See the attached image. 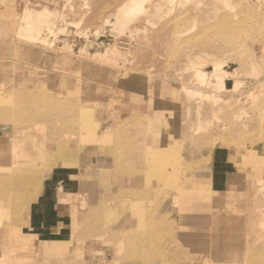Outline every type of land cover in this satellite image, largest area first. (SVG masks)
<instances>
[{
    "label": "rangeland",
    "instance_id": "obj_1",
    "mask_svg": "<svg viewBox=\"0 0 264 264\" xmlns=\"http://www.w3.org/2000/svg\"><path fill=\"white\" fill-rule=\"evenodd\" d=\"M138 1L0 0V256L264 264V0ZM219 161L231 180L215 194ZM28 168L10 201L3 182ZM71 171L66 237L37 242L30 208Z\"/></svg>",
    "mask_w": 264,
    "mask_h": 264
},
{
    "label": "crops",
    "instance_id": "obj_2",
    "mask_svg": "<svg viewBox=\"0 0 264 264\" xmlns=\"http://www.w3.org/2000/svg\"><path fill=\"white\" fill-rule=\"evenodd\" d=\"M219 163H221L219 168L213 167L209 176L210 178L213 176L212 179L221 180L220 182L213 181L214 189L211 188L213 193L225 191L227 182L231 180L230 169L224 163L220 161ZM71 173L61 175L58 172L50 175L45 180L41 197L30 208V214L27 218L28 227L30 230H34L37 242H63L64 240L57 239L66 237L69 220L66 211H64L66 201L72 196L75 197L80 191V183L76 184L74 171ZM78 187L79 190H76Z\"/></svg>",
    "mask_w": 264,
    "mask_h": 264
},
{
    "label": "bare ground",
    "instance_id": "obj_3",
    "mask_svg": "<svg viewBox=\"0 0 264 264\" xmlns=\"http://www.w3.org/2000/svg\"><path fill=\"white\" fill-rule=\"evenodd\" d=\"M129 2L130 3H133L134 5H131L130 7H129V9H128V11H136L137 10V6H136V3L137 2H139L138 0H129ZM210 2L212 3V4H217L218 5V2H221V0H210ZM210 2H208V3H210ZM220 25H222V24H220ZM115 56V55H114ZM113 56V57H114ZM189 58V57H188ZM188 58H187V60H188ZM255 72V71H254ZM253 73V72H252ZM199 76H201L203 79H204V74L203 73H199L198 74ZM256 75H260V74H257L256 73ZM217 77V76H216ZM205 81V80H204ZM203 81V82H204ZM260 83H262V81H258V84H260ZM223 84V83H222ZM28 89V88H27ZM206 91V90H205ZM208 91V90H207ZM230 91V90H229ZM209 92V91H208ZM214 93V92H213ZM216 93V92H215ZM210 98H212V99H215L216 98V96L215 95H212ZM38 99H39V97H38ZM41 99H43V97L41 98ZM47 100V98L45 99V101ZM9 107V106H8ZM7 110V109H6ZM198 110H199V108H198ZM256 110L258 111V113H259V120H258V122L259 123H262L261 125H260V128H256L257 130H259V131H261V132H264V102H261V103H259V104H257L256 105ZM40 122V121H39ZM38 122V123H39ZM30 123H32V122H30ZM34 123H36V122H34ZM79 128V127H78ZM30 131V130H29ZM97 136V135H96ZM100 136V135H99ZM74 137V135L72 136V138ZM92 137V136H91ZM93 137H95V135L93 136ZM67 138V137H66ZM97 138H98V136H97ZM107 138V137H106ZM91 139V138H90ZM94 139H96V138H94ZM101 139V138H100ZM55 140H57V141H60L61 142V137H56V139ZM96 141V140H95ZM90 143H91V141H89ZM92 142H94V141H92ZM89 143V144H90ZM67 144V143H66ZM87 144V143H86ZM93 144V143H92ZM98 144H99V142H98ZM62 145V144H61ZM70 145V144H69ZM100 145H102V144H100ZM46 146V145H45ZM60 146V145H59ZM80 146H82V145H80ZM63 147V146H62ZM46 148V147H45ZM59 148V147H58ZM58 148H57V150H58ZM68 148V147H67ZM98 148V147H97ZM102 148H103V146H102ZM105 148V147H104ZM62 150H63V148H61ZM56 149H54V151H57ZM65 150V149H64ZM67 152V151H66ZM127 152V151H126ZM130 152V151H129ZM62 153V152H61ZM101 153V152H100ZM54 154H56V153H54ZM53 155V154H52ZM51 155V156H52ZM60 155V154H59ZM63 155V154H62ZM62 155H60L59 157L61 158V156ZM107 155V154H106ZM51 156H48V157H50V159H51ZM56 156V155H55ZM68 155L66 154V156L65 157H67ZM124 156H126V154L124 155ZM124 156L122 157V158H124ZM58 157V156H57ZM57 157H56V159H57ZM64 157V158H65ZM127 158V157H126ZM126 158H124V159H126ZM120 159H121V157H120ZM123 159V160H124ZM77 160V159H76ZM122 160V161H123ZM58 161V160H57ZM113 161H114V159H113ZM121 161V162H122ZM54 162H55V160H54ZM175 162V161H174ZM124 163V162H123ZM125 165V164H124ZM13 167V166H12ZM15 167L16 166H14L13 167V170L15 169ZM240 167V166H239ZM31 168H33V167H31ZM52 169V168H51ZM15 171V170H14ZM34 171V170H33ZM32 171V169H30V168H28L27 170H25V171H21L20 173H15V172H13L12 173V175H10L9 177V180H7V181H4L3 183H9V185H4V187H1V190H3V189H5L6 191L8 190V188L9 189H13V190H16V191H12V198L10 199V201L11 200H14V198H16V195L18 194V193H21V192H24L26 189L28 190L29 189V187L31 186L32 187V182H31V179L33 178L32 176V173L31 172H33ZM36 171V170H35ZM116 171V170H115ZM113 172V171H112ZM33 174H34V172H33ZM40 178V177H39ZM5 179H7V178H5ZM5 179H3V180H5ZM221 179V178H220ZM37 180V182H35L34 184H37V186L40 188V182H39V180H38V178L36 179ZM213 180V179H212ZM218 180H216V182H217ZM34 182V181H33ZM220 182V181H219ZM213 183V182H212ZM216 185H218V184H216ZM224 185V184H223ZM37 190V189H36ZM83 190V189H82ZM118 190V189H117ZM84 194H86V193H84ZM216 194V193H215ZM87 195V194H86ZM82 196V195H81ZM6 198V197H5ZM81 198V197H80ZM118 198V197H117ZM7 199V198H6ZM113 199V198H112ZM76 201V200H75ZM233 202V201H232ZM190 203V202H189ZM189 210V209H188ZM7 211H9V210H7ZM9 215V214H8ZM240 216V215H239ZM207 217H203V216H201V217H197V216H192L191 217V219L192 220H197L198 221V219L199 220H201L202 221V223H205L206 222V220H209V219H206ZM262 219L264 218V216H262L261 217ZM188 219V218H187ZM213 220H214V222L213 223H211L212 225H216V227L215 228H212V229H214V231H216L219 235H218V237H219V241L217 242V244L219 243L220 244V246H223L224 248H226V249H228V246H229V244H230V241H229V239L231 240V237L232 236H234V235H232L231 234V232H232V228H228L229 226H232V225H228L227 223H226V221H224V220H221L220 218H213ZM235 220L236 221H240L241 220V218H238V216H236L235 217ZM241 222V221H240ZM252 222V221H251ZM262 222V226H261V228L259 229L260 231H258L259 232V235H260V237L262 238L263 236H264V219L261 221ZM90 224V223H89ZM94 224V223H93ZM211 224L209 225L210 227H211ZM95 225V224H94ZM88 227V226H87ZM92 227V226H91ZM94 227V226H93ZM92 227V228H93ZM95 227H97V226H95ZM145 227V226H144ZM91 228V229H92ZM87 229H89V227L87 228ZM99 229V228H98ZM211 229V228H210ZM232 229V230H231ZM256 229V228H255ZM134 230V229H133ZM141 230V229H140ZM144 229H142V231H143ZM136 231V230H135ZM220 232V233H219ZM97 237H99V236H96V238ZM151 238V237H150ZM169 238V237H168ZM152 239H154V237L152 238ZM238 245H240L239 243H236L235 244V246L236 247H238ZM25 247V246H24ZM224 248H221V249H219L218 248V250H217V253H218V255H220V253L221 252H223V250H226V249H224ZM237 249V248H236ZM24 249H22L21 251H23ZM13 251V250H12ZM5 252V251H4ZM10 252V251H9ZM28 252V251H27ZM23 254V253H22ZM8 254H2L1 256H0V264H34L35 262L33 261V259L32 258H27V257H16V256H7ZM237 259H238V256L237 257H234V260H235V263L236 264H244V260H241V259H238V261H237ZM194 264H199V263H197V262H195ZM257 264H259V263H257Z\"/></svg>",
    "mask_w": 264,
    "mask_h": 264
}]
</instances>
